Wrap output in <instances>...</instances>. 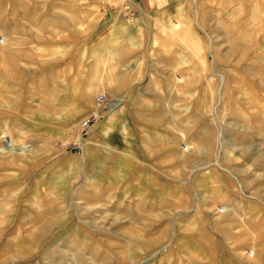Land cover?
<instances>
[{
	"label": "rangeland",
	"instance_id": "1",
	"mask_svg": "<svg viewBox=\"0 0 264 264\" xmlns=\"http://www.w3.org/2000/svg\"><path fill=\"white\" fill-rule=\"evenodd\" d=\"M27 1L0 0V264H264V0H136L188 63L109 111L46 85Z\"/></svg>",
	"mask_w": 264,
	"mask_h": 264
},
{
	"label": "crops",
	"instance_id": "2",
	"mask_svg": "<svg viewBox=\"0 0 264 264\" xmlns=\"http://www.w3.org/2000/svg\"><path fill=\"white\" fill-rule=\"evenodd\" d=\"M27 3L36 7L26 17L36 18L29 28L36 32L32 38L37 40L38 71L42 51L43 77L51 82L46 85L60 88L59 101L93 102L104 94L106 100L119 104L166 102L168 90L165 86V92L160 91L157 80L170 77L174 58L181 65L184 59L187 67V50L167 45L165 19L145 13L136 0ZM21 38L25 39L24 32ZM126 111V105L119 106L107 116L109 134L117 135L122 129ZM99 134L104 136V130Z\"/></svg>",
	"mask_w": 264,
	"mask_h": 264
},
{
	"label": "built area",
	"instance_id": "3",
	"mask_svg": "<svg viewBox=\"0 0 264 264\" xmlns=\"http://www.w3.org/2000/svg\"><path fill=\"white\" fill-rule=\"evenodd\" d=\"M126 12L128 13L129 16L132 14L131 12H128V11H126ZM122 13L125 14V11H123ZM95 102H96V105L98 108L106 109V111L111 110L115 105L118 104L117 102H112V101L106 100L104 94H98L95 97ZM96 117H97V113L95 111H92V112L88 113V115L85 116L81 120L80 124L82 126L81 127V134L82 135L86 134L87 128L90 126L92 120H94Z\"/></svg>",
	"mask_w": 264,
	"mask_h": 264
},
{
	"label": "bare ground",
	"instance_id": "4",
	"mask_svg": "<svg viewBox=\"0 0 264 264\" xmlns=\"http://www.w3.org/2000/svg\"><path fill=\"white\" fill-rule=\"evenodd\" d=\"M7 146L9 145V143L7 142V144H6ZM10 146V145H9Z\"/></svg>",
	"mask_w": 264,
	"mask_h": 264
}]
</instances>
